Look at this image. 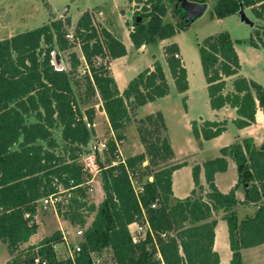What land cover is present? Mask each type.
Returning <instances> with one entry per match:
<instances>
[{
    "label": "trees",
    "instance_id": "trees-1",
    "mask_svg": "<svg viewBox=\"0 0 264 264\" xmlns=\"http://www.w3.org/2000/svg\"><path fill=\"white\" fill-rule=\"evenodd\" d=\"M240 2L264 20V0H217L212 17L221 19L237 13ZM142 10V14L134 15L129 32L135 48L157 43L185 28L184 23L163 22L166 6L160 0H145ZM70 26L69 17L54 19L0 39V241L13 256L7 264H32L36 247L48 264H93L92 254L104 249L111 251L115 264H219V255L213 250L217 223L214 215L219 212L224 213L222 218L227 224L232 252L229 264H242L241 249L264 243V141L256 147L253 138L247 137L222 147L220 156L202 164L206 188L199 178L201 166L194 165L195 188L187 197H173L172 173L186 162L165 164L173 156L167 136L159 145L144 141V152L125 158L117 148L131 120V109L168 93L161 63L155 60L152 68L138 72L120 91L108 62L126 54L123 42L96 24L88 10L68 32ZM261 35L264 40V27ZM249 43L257 47L251 39ZM74 44L79 45L87 66L82 92L77 79L82 61L77 53L69 52L67 70L59 69L55 62L60 52L70 50ZM163 48L175 89L184 93L188 79L179 47L173 42ZM198 53L212 109L234 108L236 118L232 122L237 128L254 123L258 108L264 115V87L238 75L241 64L227 32L205 37L198 44ZM96 58L108 62L96 64ZM234 75L231 90L225 92L226 78ZM95 96L101 101L113 134L103 148L108 157L101 161L96 156L93 161L103 191L97 205L87 201L86 184L93 172L81 158L93 133L95 109L80 107V103L87 104ZM155 119L166 130L161 112L148 114L139 122L150 124ZM226 124V120H205L198 126L191 121L192 135L200 143L219 136ZM58 128L61 144L53 134ZM146 154L150 162L157 158L153 164L159 167L151 172V181L145 180L136 189L134 175L151 164L142 165ZM226 157L236 164L237 182L223 193L215 185L214 175L226 171ZM240 186L244 188L242 201L235 196ZM64 192L71 195L66 203L60 199L55 202L56 213L70 225L84 228L81 252L75 262L57 259L53 245L62 241L59 231L26 247L27 258L20 260L21 252L14 253L37 232L35 215L40 200ZM251 203H259L255 214L239 220L234 208ZM88 215H92L89 223ZM134 222H147L149 226L145 238L137 242L132 240L128 227Z\"/></svg>",
    "mask_w": 264,
    "mask_h": 264
},
{
    "label": "rangeland",
    "instance_id": "rangeland-1",
    "mask_svg": "<svg viewBox=\"0 0 264 264\" xmlns=\"http://www.w3.org/2000/svg\"><path fill=\"white\" fill-rule=\"evenodd\" d=\"M160 1L166 6V14L162 18L164 23L175 25L184 22L185 24L184 29L173 35L172 41L177 43L179 47L182 62L190 79L189 94L191 96V103H189V111H186L185 107V109H183V96L175 90L174 82L166 63L163 44L158 42L148 44L147 49L139 53L134 51V49L130 51L127 58L124 60L125 69L119 67L120 64L115 62L113 71L116 77H114L119 89L123 90L129 79L133 78L139 71L149 66L154 60L161 62L169 85L167 103L160 101L156 102L154 106L157 109H162L164 111L166 115V124L168 126V135L176 148L186 143L189 144L190 141L193 143V146H195L191 131V121L189 124V118L193 116L198 118L199 116L196 115L197 113L195 111L199 108H204L206 105L208 109H210L209 104L206 101V85L203 79L204 74L199 59L198 44L201 43L205 37L219 32H227L232 40L249 39L250 42L251 39L256 44L260 43L262 46L259 48L258 54L253 57H249L246 53L244 54L241 52V57L244 61L241 71L247 77L260 83L264 87V40L261 35L262 28L264 27V20L257 18L251 12L249 7L245 8V10L249 18L254 22L253 26L241 23L237 13L230 14L221 19L212 17L213 6L217 0H207V9L202 16L198 18L184 19L179 17L176 13V0ZM143 2H145V0H141V2L134 0V3L132 0H0V39L7 37L10 34H15L49 23L54 19H64L67 17L71 19V26L67 28L68 32H71L73 31L76 20L84 10H88L92 14L93 20L96 24L108 28L111 27L119 34H122L121 32L127 30L130 32L133 28L134 15L143 13ZM180 13L181 16L184 17V12L182 10H180ZM244 43L242 42L238 46H243L245 45ZM70 51L77 53L82 61V64L78 67L77 71V79H79L81 83L80 92H82L84 90V80L82 77L85 72H87V66L83 61L79 45L74 44L70 50L60 52L59 60L56 61L57 59H55V62L58 65H62L66 70L69 69L68 58ZM251 58L255 59L254 63L248 62ZM95 62L96 64L107 63L108 59L96 58ZM75 92L77 93L76 90ZM90 106H93L95 109L93 133L87 145L86 152L82 154L81 158L90 166L93 175L94 173H97L95 177L96 180L99 178V171L93 163L94 158L99 156L101 161H105L108 155L103 153L104 144L113 138V134L105 118V113L101 107V101L98 96L92 97L87 104L80 103L82 110ZM177 107H179V109ZM153 110L154 109H152V106L149 104L139 111V115L143 116ZM133 111L134 109H131V120L126 124L124 139L117 144L119 155L122 158L137 154L141 151L144 152L146 150L144 141L159 145L160 140L166 136V130L160 127L157 119L153 120L150 124H141L139 122L141 118L138 119L137 117H134ZM256 129L261 133L263 131L262 128ZM53 134L58 143L61 144L60 128L55 129ZM156 160L157 158L153 159V161ZM153 161L150 162V156L146 154V159L142 165L146 166L148 162L151 164L147 166V170H137V173L132 180L133 186L136 189H139L145 180L151 181L153 179V173L151 172L159 167L157 164H153ZM170 163L169 159L165 162V164ZM93 178L94 176H92L91 180ZM86 185L88 203H94L97 205L99 202V193L95 188V184L92 182L91 184ZM70 195L71 194L64 192L58 195V198L66 203ZM38 213L40 229L37 231V242L42 238L51 235L55 231L61 233V230L65 232L70 243L72 242L73 244L74 242L79 241V239L74 236L76 225H70L67 220L56 213L52 206H40ZM241 214V212H237L238 217L241 216ZM91 219L92 215H88L86 217L87 223H89ZM130 230L132 233H136V225H131ZM216 236L217 248L221 252L222 259L225 261L226 255H228L226 252L230 255V249L227 236V225L224 220L220 221L217 227ZM1 244L4 246L3 243H0V264H4V258L7 251L5 246L2 247ZM26 247L28 246H21L19 251L15 252L14 255L21 252L20 260L26 259ZM62 249L63 243L58 244L55 248L59 257H62ZM96 257H99L98 264L113 263L112 253L109 249H104L101 253L96 255ZM96 257L95 259H97ZM12 258L13 256L10 255L8 262L11 261ZM246 264H248L247 260Z\"/></svg>",
    "mask_w": 264,
    "mask_h": 264
},
{
    "label": "crops",
    "instance_id": "crops-1",
    "mask_svg": "<svg viewBox=\"0 0 264 264\" xmlns=\"http://www.w3.org/2000/svg\"><path fill=\"white\" fill-rule=\"evenodd\" d=\"M132 1L134 3V0H132ZM106 26H108V25H106ZM106 28L114 36H116L119 40H121L123 42V44L125 45V47H126V54L124 56L111 59L110 62H109L110 71H111L113 77L114 76L116 77V75H115V73L113 71L115 62H118L120 64L119 67H123L125 69V67H124L125 61L124 60L127 58V55L130 53V51H132L134 49V51H136L138 53L139 52H143L145 49H147V45H142L140 48H135L133 43L130 40L129 30L121 32L122 34H119L117 31L113 30L111 27L110 28L106 27ZM11 35H13V34L8 35L7 37H9ZM172 38H173V36H171V37H169L167 39H164V40H160V41H158V43L163 44V46L166 45V44L173 43L174 41H172ZM242 42L243 43L245 42L244 43L245 45L239 47L238 45L241 44ZM249 44H250L249 43V39L248 40H246V39H234V47H235V50H236V52L238 54L239 61H240V64H241V68H240V71H239L238 75L244 76V77H246L248 79H251V78L247 77L241 71V69L243 68V65H244V61L242 60V57H241V52H243L244 54L246 53L249 57H253V56L258 54V50H259V48L262 45L260 43H258L257 47H254V46L249 45ZM180 57H181V54H180ZM154 61L149 66H147L146 68H152V65H153ZM254 61H255L254 58H251V59L248 60V62H253V63H254ZM161 65H162V68H163V64L162 63H161ZM164 74H165L166 81H167L166 73L164 72ZM235 77L236 76L234 75V76L226 78V89H225V92L231 90V88H232L231 82H232V80ZM187 79H188V89L184 93H179V92L178 93L181 96H183V98H185V102H184L185 106H183V109L186 108V111H189V109H190L189 108V103H191V96L189 94V91H190V79H189L188 73H187ZM203 79L205 81V77H203ZM116 83H117V81H116ZM167 83H168V81H167ZM205 85H206V94H207L206 101L209 104V98H208V93H207L206 81H205ZM119 90L123 91L122 89H119ZM167 96H168V93L165 96H163L161 98H158V99H156V100H154L152 102H147L144 105L138 106V107L134 108L133 112H134V117H137L138 119L139 118H143L144 116H146L148 114H151V113L161 112L162 115H163V118H164L165 126H166V136H167V138H168V140L170 142V145H171V148H172V151H173V156H172V158L169 159V161L171 162L170 164H176V163H180V162H183V161L186 162L185 166H182L181 168H178V169L174 170L173 173H172V186L171 187H172L173 197H175V198L187 197V196L190 195L192 189L195 188L194 184H193V180H192V167L194 165H200L201 166V171H200L199 178H200L201 184L206 188L207 185H206V182H205L204 170H203L202 164L208 159H212V158H215L217 156H220V149L222 147H225V146H227L229 144H232L234 142H240L242 139L247 138V137H252L253 138L254 144H255L256 147H259L264 141V115H263L262 111L259 108L257 109V111L255 113V122L254 123H252L249 126L243 127V128H237L234 125V123L232 122V120L234 118H236V112H235L234 108H231L229 106H224V107H222L220 109H212L210 107V105H209L210 109H208V107L206 105L204 108H199V109H197L195 111L197 113L196 115L199 116L198 117L199 119L197 117L195 118V116H193L194 118L193 117L189 118V124H190V121H196L197 125L201 126L205 120H209V121L226 120L227 124H226L225 131L222 132L219 136L214 137L212 139L201 140L200 143L194 139V141H195L194 145L195 146H193V143H191V141H190L189 144L186 143V144L178 146L176 148L174 146L173 142L171 141L169 135H168V126L166 124V115H165L164 111L162 109H157L154 106V104L156 102H160V101L163 102V103H167ZM184 103H183V105H184ZM149 104L152 106V109H154V110L149 112L148 114L143 115V116L139 115V111L141 109H143L145 106L149 105ZM177 108L179 109V107H177ZM178 113H179V110H178ZM105 118L107 120L106 114H105ZM256 128H262V130H263L262 133L259 132V130L256 129ZM226 159H227V169H226V171L217 172L214 175V183L217 186V188L219 189V191H221L223 193L228 192L235 185V183L237 182L236 164H235V162L233 161L232 158L226 157ZM96 175H97V173H94V175H93L94 178L88 184H91L92 182L95 184V188H96L97 192L99 193V199L98 200L100 202L102 200V198H103V191H102V188H101L100 179L97 178L95 180ZM235 196H236V198L239 201H242L244 199V188L242 186L238 187L235 190ZM258 204H256V203L255 204L254 203H251V204H238L234 208V210L236 211V214H237L238 211L242 213L241 216L238 217V219L241 220L245 216L254 215L256 210H257V208H258ZM223 214H224L223 212H219V213L214 215V218H216L217 223H216V226L214 228V233L215 234H214L213 250L216 251L218 253V255H219V264H229V261H230L231 255H232L231 250H230V255H229L228 252H226V254H228V255H226V258H225V261H224L222 259L221 252L217 248L216 231H217V227H218L220 221L223 220V218H222ZM38 216H39V213L37 212V214L35 215V220H36L37 223H39ZM39 229H40V223H39L37 231ZM37 236L38 235H37V232H36L35 234H33L30 237L28 242H25L24 244H22V247L23 246L25 247V246H29V245L38 244V242H37L38 239L36 240ZM227 236H228V231H227ZM0 243H3V242L0 241ZM228 243H229V241H228ZM3 244H4V246L6 248V251H7L6 244L5 243H3ZM1 246L4 247L2 244H1ZM229 249H230V247H229ZM240 252H241V256H242V264H244V262L246 264V260H247L248 264H264V243L260 244V245H257V246H254V247L243 248V249L240 250ZM9 256L10 255H9V253L7 251V254L5 255V258H4V260H5L4 264H7V261L9 260Z\"/></svg>",
    "mask_w": 264,
    "mask_h": 264
},
{
    "label": "built area",
    "instance_id": "built-area-1",
    "mask_svg": "<svg viewBox=\"0 0 264 264\" xmlns=\"http://www.w3.org/2000/svg\"><path fill=\"white\" fill-rule=\"evenodd\" d=\"M56 66L59 69L64 68L62 65L56 64ZM58 200H59L58 196L50 195L48 197L41 199L39 202V205L40 206H52L54 208L55 202ZM131 225H136V230H137L136 233L131 232L130 230ZM128 227H129V231L132 236V240L134 242L144 239L146 232L149 229L147 222H143V223L134 222V223H131ZM83 231H84V228L80 226H76L74 236L77 237L79 241L74 242L72 244V242L71 243L69 242L67 236L65 235V232L61 230L62 241L53 245V249L55 251L57 259H70L73 263L75 262V258L81 252V242L83 240ZM61 243H63L62 257H59L56 253L55 248L58 244H61ZM96 255L98 254H92V259L94 260L93 264H98L99 257H96ZM95 257L97 259H95ZM112 262H113L112 264H115L114 261ZM31 263L32 264H48L46 258L38 251V247H36L32 253Z\"/></svg>",
    "mask_w": 264,
    "mask_h": 264
},
{
    "label": "water",
    "instance_id": "water-1",
    "mask_svg": "<svg viewBox=\"0 0 264 264\" xmlns=\"http://www.w3.org/2000/svg\"><path fill=\"white\" fill-rule=\"evenodd\" d=\"M176 8H177L176 13L181 18H184V19L185 18L186 19L198 18L202 16V14L207 9V2L199 3V2H194L190 0H176ZM180 10L184 12V17L181 16ZM237 14L239 17V21L241 23H244L249 26L254 25V22L247 15L246 10L241 2L239 3V9H238ZM139 20H140V17H137V21ZM181 23H184V22H181Z\"/></svg>",
    "mask_w": 264,
    "mask_h": 264
}]
</instances>
